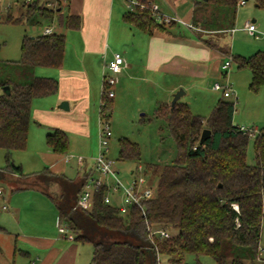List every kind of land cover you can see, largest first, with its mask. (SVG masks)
I'll list each match as a JSON object with an SVG mask.
<instances>
[{
    "label": "trees",
    "instance_id": "trees-1",
    "mask_svg": "<svg viewBox=\"0 0 264 264\" xmlns=\"http://www.w3.org/2000/svg\"><path fill=\"white\" fill-rule=\"evenodd\" d=\"M239 1H198L191 25L198 29L197 25H201L203 31L230 29ZM255 2L257 7L264 8V0ZM150 3L152 0H147L143 8L127 11L123 20L149 33L152 28L164 29L151 15ZM14 6L4 14L0 7V22L49 23L55 13L54 9L34 1L18 5L22 13L13 18L10 10ZM59 21L65 28L78 27L74 16ZM202 40L215 47L210 39ZM64 50L63 34L23 36L18 63L33 69H58ZM235 60L239 68L250 71L249 89L257 92L264 84V52L257 51L247 58L235 56ZM57 89L58 81L54 78L31 75L29 81L19 83L13 81L11 74L0 75V149L5 151L2 176L12 175L16 180L26 176L13 162L11 152L26 147L33 99L51 96ZM101 102V110L109 120L106 110L111 108L112 98L101 93ZM155 113L164 120L176 144L177 156L171 163L146 166L144 173L151 168V176L157 182H153L152 196L140 206L131 207L125 216L119 215L116 207L103 202L106 192L103 186L94 193L89 209L72 210L88 172L69 180L45 170L40 175L59 183V195L53 199L40 190L53 201L59 218L67 224L74 239L91 244L90 264H159L160 256L166 257L167 264H186V255L209 256L215 264H256L264 221V130L257 134L253 130L241 131L232 123L234 103L222 99L207 117L193 114L179 100L172 110L170 105L161 104ZM203 129L210 130V137L200 143ZM253 133L255 163L250 165L246 153ZM46 143L55 154L67 152L68 139L61 130L47 134ZM118 145L121 161H139L136 143L121 138ZM21 188L19 185L13 190ZM153 228H170L178 233L167 239L150 237Z\"/></svg>",
    "mask_w": 264,
    "mask_h": 264
},
{
    "label": "crops",
    "instance_id": "crops-1",
    "mask_svg": "<svg viewBox=\"0 0 264 264\" xmlns=\"http://www.w3.org/2000/svg\"><path fill=\"white\" fill-rule=\"evenodd\" d=\"M54 1L35 0L44 7ZM198 1L201 0H152L163 15L175 16L179 21L172 25L158 23L164 25V29L152 28L150 33L123 20L128 9L122 0H67L65 5L54 9L52 22L45 28L51 27L53 32L65 37L62 65L58 69L37 67L39 73L36 75L56 79L58 89L51 96L36 98L31 102L27 143L24 148L31 155L27 158L28 163H25V159H17L22 173L37 175L48 170L53 174L63 175L66 179L75 180L83 172L90 170L97 152L100 131L98 114L103 84L100 75L102 73L103 79L107 72V62L115 53L123 57L125 64L117 76L112 106L116 98L127 91L131 82H151L150 87H162L165 93L172 94L183 86L179 78L203 79L217 73L219 59L228 55H231L237 68L241 69L235 56H247L232 54L224 38L221 41L229 48L226 52L217 45L211 47L202 40L217 33H225V36L233 34L235 21L232 28L220 31H203L201 25H197L199 29L192 26L197 8L195 4ZM16 7L19 14L20 9L18 5L14 8ZM66 16L77 17L78 27L69 29L61 25L59 20ZM56 19L58 30L50 25ZM248 22L244 23L242 31L254 40H263V43L251 48H262L263 50L258 51L264 52V33L256 34L255 27L251 34L246 28ZM253 22L252 19L250 23ZM223 64L220 65V70L226 76L231 64L227 71L222 69ZM239 74L244 75L243 79L250 75L251 79L250 71H240ZM161 78L164 85L160 83ZM171 98L172 95L162 103H168ZM94 115L97 117V133L91 130ZM56 129L63 131L67 139L68 134L77 136L81 140L78 144L83 145L82 149L78 151L68 139L65 154L53 153L46 143V136ZM75 150L82 152L79 153L84 159L82 167L76 163V156L72 153ZM72 159L75 165L74 162L71 164ZM70 164L72 166H68ZM31 165L34 167L24 168ZM72 169L75 170L74 175L69 174ZM11 178L16 179L15 176L8 175V179ZM20 186L22 188L18 190L10 189V195L5 198L7 204L3 205L9 212L0 218V246L5 251L4 260H1L3 251L0 252V264L90 263L92 249H86L88 243L69 240L57 233L56 221L59 215L53 201L38 187ZM119 197L113 194L112 203L115 198L120 202ZM17 254L21 257L18 262Z\"/></svg>",
    "mask_w": 264,
    "mask_h": 264
},
{
    "label": "rangeland",
    "instance_id": "rangeland-1",
    "mask_svg": "<svg viewBox=\"0 0 264 264\" xmlns=\"http://www.w3.org/2000/svg\"><path fill=\"white\" fill-rule=\"evenodd\" d=\"M7 3V0H0L2 13L5 11L4 8ZM47 8L52 9L51 7ZM16 9L17 7L10 10L13 18L19 17L20 13H22L20 10L19 14H17L18 10ZM209 9L214 8L209 7ZM36 19L40 21L38 17H36ZM235 19L234 33H229L226 36L225 33L213 34L209 37V39L213 41L212 44L217 45L220 50L226 52L227 47L221 41L222 38H224L228 47L230 46L232 54L246 55L247 57L256 53L258 50H263L262 48H254V50L251 48L256 44L263 43V40H254L246 32L242 31V27L246 21L250 22L253 19V24L256 27V34L260 35L264 33V8L256 7L255 0H246V5L238 6ZM49 23L45 20H42L40 24L26 23L24 20L16 24L0 22V75L11 74L13 81L20 83L29 81L31 75L33 76L39 73L37 72V68L33 69L18 63L20 60V45L23 36L32 37L38 35L46 26H49ZM50 25L53 27L55 26V30H58L57 19ZM229 57L231 58V67L228 71V75L225 76L223 75L224 72L220 70V65L228 61ZM217 64V73L211 74L206 78H197L195 80L190 78H179L183 86L179 87L175 92L178 90L184 91V95L179 101L186 103L193 114L200 115L201 117H207L218 100L230 101L234 103L232 123L235 126L253 130L256 134L264 130V84L257 92L251 91L249 89L250 75L245 76L243 79L244 75L239 74L240 71L249 72V70L247 68L238 69L231 55L226 56V58L223 57L221 60L219 59ZM100 80H102V73L100 75ZM160 83L164 85L163 78H161ZM216 83L220 85L228 83L233 89V94L226 98L223 97L221 91H213V85ZM115 85L113 86V90ZM150 85L151 82L142 84L138 82L129 83L127 91L120 94L118 99L116 98L114 106L106 110L109 116L108 121L112 133L109 139L107 157L114 162L111 170L116 173L118 172V174H116L117 178L123 181L130 177L129 173L136 170L137 166H141L144 170L147 165L171 163L177 156L176 144L169 134L164 120L157 117L155 113L156 109L161 104L170 105L172 98L168 103L162 102H164L165 98H170V95H173L175 92L167 94L162 87H150ZM97 126V117L94 115L91 130L97 133ZM255 133L251 134L249 137L246 153V161L250 165L255 163L253 151ZM73 135L74 134H68V139H70L69 141L72 143L73 147L77 148L79 151L82 149L83 145H79L78 142L80 139ZM121 138H127L138 145L140 153L138 162L121 161L119 159L118 140ZM78 151H73V155L79 156V153L82 152ZM29 152V150L24 151V149L12 151L11 158L17 165L18 158L25 159V163H28L27 158H30L31 155ZM73 160L74 159L71 160V164H73ZM71 164L68 166H72ZM4 166L5 151L0 149V168ZM26 167L32 168L34 165L24 166L25 169H27ZM34 174H26L25 177H21L19 180L12 178L8 179V175L2 176L0 174V218L9 212L3 207V205L6 206L7 204L5 201L6 195H10V189H16L19 185L28 184L34 187L36 186L44 190L53 199L58 197L60 190L59 183H54L49 180V178L42 177L40 173L37 175ZM69 174L74 175L75 170H70ZM145 176L149 180L150 185H154L153 182H157V179L151 176V168ZM113 203L119 204L120 202L115 198ZM166 231L171 236L178 233L177 230L170 228ZM86 249L91 250V244L88 243ZM2 251L1 260H4L5 251L0 246V252ZM20 258V255L17 254V262ZM196 261L201 264H215V261L211 257L205 255H200L198 258L193 255H186L185 257L186 264H195ZM88 264L90 263L88 262ZM159 264H167L165 256L159 257ZM256 264H264V221L261 225L259 255Z\"/></svg>",
    "mask_w": 264,
    "mask_h": 264
},
{
    "label": "built area",
    "instance_id": "built-area-1",
    "mask_svg": "<svg viewBox=\"0 0 264 264\" xmlns=\"http://www.w3.org/2000/svg\"><path fill=\"white\" fill-rule=\"evenodd\" d=\"M4 10L7 11L12 8L14 5L20 4H31L35 0H7ZM128 11H134L136 7L143 8L144 2L147 0H122ZM67 0H55L53 3L48 4V7L56 9L62 5H65ZM246 4V0H240L238 6H243ZM151 15L154 20L159 24H171L172 22H177L179 19L175 16H166L163 15L156 4L153 2L149 4ZM188 27H191L188 25ZM247 30L253 34L255 31V25L248 22L246 24ZM45 35L53 33L51 27H47L42 32ZM257 38V36H255ZM125 62L123 57L119 53H115L112 59L106 65V74L103 75L102 79V88L101 93L108 98H113L114 90L113 86L116 84L117 75L121 72ZM231 64V58H228V61H225L222 65V69L227 71L228 67ZM213 90L221 91L223 97H230L233 94V89L231 85L225 83L220 85L218 83L213 85ZM99 109V122H100V131H99V140L96 155L92 159V167L88 170V175L86 176L82 188L77 196L76 202L72 207V210L77 209H89L92 205V199L94 193L101 187L106 188V192L103 196V202L107 205L116 207L119 215L125 216L128 214V211L133 206H140L141 203L153 194L152 185L149 184V180L145 176L144 170L141 166H137L136 170L129 173L128 179L125 181L117 178L118 172L111 170L113 161L107 157L109 139L111 137V129L109 121L105 118V113ZM243 132L249 131L244 127H239ZM76 163L78 166L82 167L84 165L83 157L76 156ZM1 193V192H0ZM113 194L119 195L120 203L115 206L112 203ZM57 233L60 236H64L69 240H74V234L70 231L67 224L58 217L56 221ZM167 229L153 228L149 231V236L154 237L158 236L163 239L170 238V234L166 231Z\"/></svg>",
    "mask_w": 264,
    "mask_h": 264
},
{
    "label": "water",
    "instance_id": "water-1",
    "mask_svg": "<svg viewBox=\"0 0 264 264\" xmlns=\"http://www.w3.org/2000/svg\"><path fill=\"white\" fill-rule=\"evenodd\" d=\"M207 1V0H204ZM5 90V88L3 89ZM184 94V91L178 90L172 95V100L170 102V109L172 110L175 103L182 97ZM210 137V130L209 129H203L200 135V143H204L208 138Z\"/></svg>",
    "mask_w": 264,
    "mask_h": 264
}]
</instances>
